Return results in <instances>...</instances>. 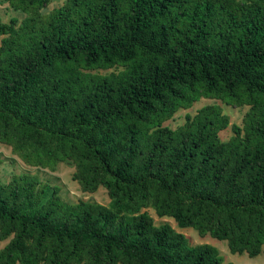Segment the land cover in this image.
Here are the masks:
<instances>
[{
    "label": "trees",
    "instance_id": "16d2710c",
    "mask_svg": "<svg viewBox=\"0 0 264 264\" xmlns=\"http://www.w3.org/2000/svg\"><path fill=\"white\" fill-rule=\"evenodd\" d=\"M53 1L6 0L22 18H0V144L109 204L0 180V264H224L149 210L264 253V0ZM201 99L248 107L242 126L217 104L165 125Z\"/></svg>",
    "mask_w": 264,
    "mask_h": 264
},
{
    "label": "rangeland",
    "instance_id": "374dc122",
    "mask_svg": "<svg viewBox=\"0 0 264 264\" xmlns=\"http://www.w3.org/2000/svg\"><path fill=\"white\" fill-rule=\"evenodd\" d=\"M65 0H54L48 7V11L58 8L64 4ZM17 16L20 19L18 13H15L10 7L6 0H0V18L4 22H8L11 17ZM1 40V38H0ZM217 104L223 109V113L228 115L231 124H236L242 126L244 114L248 107L242 109H233L226 106L220 101H214L209 99H201L199 102L194 103L193 106L188 110L178 111L173 119L167 121L165 125L169 126L171 129H176L183 125L185 122L186 114L194 115L200 108L206 105ZM220 133V138L222 140H228L232 135L231 128ZM0 180L3 183H8L13 175L30 173L36 174L43 183H47L52 187H56L59 190L60 198L68 203H77L79 201H89L95 202L104 206L109 204V197L107 191L104 188H99L94 193H84L80 190L79 185L72 180L71 176L74 172V168L66 164H60L55 172L49 171L47 169H37L33 167H28L23 162L12 154L10 147L0 144ZM150 216L153 218L155 225H160L164 223H169L175 231L183 234L189 241L191 246H196L200 244H210L216 247L221 255L224 257V264H264V253L260 254L255 258H249L246 254L244 255H232L229 252L226 242L217 241L209 236L204 238L200 237L196 231L186 228L180 229L177 227L174 220L171 218H161L159 219L153 210L148 211ZM7 241H0V249L4 247Z\"/></svg>",
    "mask_w": 264,
    "mask_h": 264
}]
</instances>
